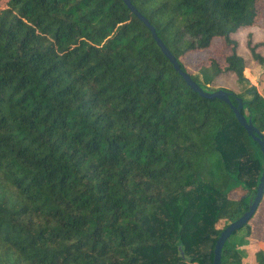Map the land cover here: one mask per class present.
Returning a JSON list of instances; mask_svg holds the SVG:
<instances>
[{"label":"trees","instance_id":"1","mask_svg":"<svg viewBox=\"0 0 264 264\" xmlns=\"http://www.w3.org/2000/svg\"><path fill=\"white\" fill-rule=\"evenodd\" d=\"M130 2L202 90L240 99L264 139V97L233 36L257 25L264 0ZM215 38L222 60L189 71L185 55ZM259 45L246 35L262 64ZM263 168L230 105L189 87L123 0L0 6V264H213ZM249 220L221 264H242L233 238Z\"/></svg>","mask_w":264,"mask_h":264},{"label":"water","instance_id":"2","mask_svg":"<svg viewBox=\"0 0 264 264\" xmlns=\"http://www.w3.org/2000/svg\"><path fill=\"white\" fill-rule=\"evenodd\" d=\"M126 6L146 25V27L150 30L152 37L154 38L156 44L159 46L161 51L164 53V55L169 59V61L174 66L175 70L179 72V74L185 79L186 83L191 87L194 91L198 92L201 96L206 98H218L226 103H228L237 119V121L241 124V126L246 130L247 134L252 137L254 141H256L259 145L260 151L262 152L264 156V139L260 137L258 129L252 125V123L242 115L240 112L241 108V101L238 99L239 103L238 105L232 106L230 104V101L228 99L227 93L223 90H217L214 92H206L202 90L188 75L187 72H184L176 58L170 53L168 48L164 45L162 40L157 36L153 26L150 24V22L142 16L137 9L132 5L130 0H123ZM264 193V168L262 170V173L259 178V182L257 184L254 197L252 198L251 202L248 205L247 210L236 220L229 222L219 233V236L217 237L214 245L213 250V264H221V249L224 244V242L228 239V237L237 229L242 227L248 220L252 217L253 213L255 212L260 200L262 199Z\"/></svg>","mask_w":264,"mask_h":264},{"label":"crops","instance_id":"3","mask_svg":"<svg viewBox=\"0 0 264 264\" xmlns=\"http://www.w3.org/2000/svg\"><path fill=\"white\" fill-rule=\"evenodd\" d=\"M252 34V43H262L256 48V51L264 56V29L263 27L244 25L233 34L238 41L237 53L245 60L244 76L248 81L257 88V91L264 97V63L260 64L255 61L250 52L245 47L246 35ZM239 192V195L236 192ZM232 194L237 196H231ZM241 194L239 188L230 192V197L238 198ZM249 234L239 235L238 239L243 238V243L238 246L241 252L242 264H249L253 260V253L261 249L264 252V193L254 214L249 220Z\"/></svg>","mask_w":264,"mask_h":264},{"label":"rangeland","instance_id":"4","mask_svg":"<svg viewBox=\"0 0 264 264\" xmlns=\"http://www.w3.org/2000/svg\"><path fill=\"white\" fill-rule=\"evenodd\" d=\"M4 4V0H0V6ZM259 14L257 18V26L258 27H264V4H260L258 6ZM256 26V25H254ZM260 43V45H262ZM247 49V48H246ZM227 53V48H224L223 42L220 38H215L211 44V46L208 49H205L203 51L199 52H190L185 55V57L182 59L184 64L186 65L187 69L189 71H194L195 65L199 63L200 61H206V59L210 56L217 57L220 61L223 58V55ZM226 84V83H225ZM237 195H239V192H236ZM232 194L231 196H237ZM230 196V194H229ZM221 223H218L216 225L217 228L221 227ZM242 233H238L234 238L237 239L238 235H241Z\"/></svg>","mask_w":264,"mask_h":264}]
</instances>
